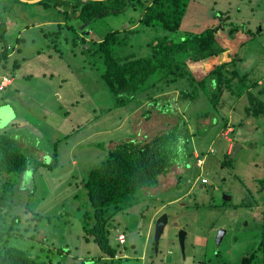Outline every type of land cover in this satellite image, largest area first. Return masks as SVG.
Masks as SVG:
<instances>
[{
  "label": "rangeland",
  "instance_id": "obj_1",
  "mask_svg": "<svg viewBox=\"0 0 264 264\" xmlns=\"http://www.w3.org/2000/svg\"><path fill=\"white\" fill-rule=\"evenodd\" d=\"M56 2L59 0H47L45 9L7 0L2 12L5 41L13 46L8 66L17 59L19 67L13 74L0 69V77L13 76V82L0 92L8 104L0 107V131L13 138L14 146L27 159L24 172L8 176L19 177L17 192H24L21 197L16 194L19 207L15 205L14 211L21 217L7 244L50 264H107L111 260L98 246L81 237L82 212L91 211L82 181L113 143L131 137L142 140L171 128L180 117L181 104L171 103L165 112L153 111L149 119L140 108H149V102L133 111L132 102L113 108V99L86 48L110 30L122 35L134 28L136 32L127 34L129 44L120 54L142 56L168 32L140 25L139 3L88 23L59 12L63 6ZM221 15L238 30L229 36L224 29L220 44L239 58L238 69L249 80L264 83V0H189L180 27L172 35L199 32L219 23ZM49 20L60 22V28L48 25ZM224 57L228 59L226 54ZM8 82L3 79L4 84ZM224 96L221 113L229 119L225 131L221 124L211 123L214 109L208 116L195 117L210 109L203 92L184 103L191 145L201 158L196 162L189 159L185 167L179 162L171 166L159 177L157 187L145 191H158L153 201L116 213L110 243L118 253L112 264H164L168 254L171 264H244L242 258L256 250L264 208V118L246 116V96L231 99L228 92ZM235 143L240 144L238 151L223 166L225 152ZM33 184L30 209L24 214L20 211L25 192ZM4 202L9 200L0 199V222L6 228L10 217ZM32 212L41 217L33 218ZM162 213L167 214L168 222L156 255L154 226ZM179 229L187 233L183 253L176 236ZM220 229L224 234L217 244ZM120 232L126 237L124 244L116 240ZM59 247L63 252L57 251Z\"/></svg>",
  "mask_w": 264,
  "mask_h": 264
},
{
  "label": "trees",
  "instance_id": "obj_2",
  "mask_svg": "<svg viewBox=\"0 0 264 264\" xmlns=\"http://www.w3.org/2000/svg\"><path fill=\"white\" fill-rule=\"evenodd\" d=\"M12 1L31 6L43 5V8L48 6L47 0H38L30 4L22 0ZM59 2L56 4L63 6V9H57L59 12L75 15L81 21L88 23L107 12H118L139 3L142 13L137 20L138 23L168 32L150 45V53L142 56L120 54V50L129 44L127 34L136 32L134 28L125 30L122 35L118 30H110L101 39L92 41L86 48L91 55L93 68L113 99V108L127 107L132 102L133 105L130 106L133 111L143 103L149 102V108L140 107L149 119L153 111L163 112L171 103L181 104L180 117L171 128L142 140L131 137L113 143L105 156L87 171L82 181L81 186L91 211L82 212L81 237L86 242L92 240L111 260L107 264H112L118 253L117 248L110 243V230L114 227L116 213L129 210L142 201H153L152 196L158 191L154 193H145V191L157 187L160 182L159 177L166 174L171 166L179 162L185 167L189 159L192 158L196 162L201 158L191 145L192 135L188 132V121L182 109L184 103L189 99H195L200 92H203L210 109L202 114H196L195 117L198 119L208 116L214 109L211 123L221 124L222 130L225 131L229 127L228 117L221 113L225 92H228L231 99L246 96L248 103L244 108L246 116L264 118V83L261 80H249L247 73L238 69L239 58L227 52V49L220 44L219 39L224 29H227L229 36L238 30L237 25L228 21L226 15H221L220 22L216 25L206 27L199 32L178 34L176 38L173 37L172 34L180 27L189 0H144L143 2L141 0H59ZM7 5V0H0V41H2L0 69H7L13 74L19 63L17 59H13L8 66L13 46L8 45L4 37L5 21L2 12ZM52 24H56L58 28L61 26L60 22ZM40 28L44 30L42 25ZM55 30L59 31V29ZM225 54L228 59L221 60L220 57L224 58ZM9 77L13 79V76ZM10 84L0 88V92ZM175 90L176 94L168 93ZM0 101L8 105L7 99L3 96L0 97ZM258 124L262 125L260 122ZM232 131L233 129L229 132ZM228 155L229 153L225 152L223 166L229 164V160L226 159ZM196 166L200 168L201 165L196 163ZM26 167L27 159L14 146L13 138L0 131V199L9 200L8 203H4L8 206L6 216L10 217V225L6 228L0 222V264H50L39 255L31 256L26 249L7 244L9 236L15 234L13 230L21 217V213L14 211V206H18L16 197H21L24 192L20 189L17 192V188L21 187L19 177L12 179L8 176L11 173H22ZM204 182L205 180L201 179V183ZM262 185L264 186V180ZM32 186L30 191L25 192L24 206L20 211L24 214L29 211V200L35 192L34 184ZM40 217L37 213H33V218ZM1 218L0 215V220ZM258 226L260 234L257 248L242 258L244 264H264V208ZM61 249L59 247L57 251L63 252ZM47 251H50L49 247Z\"/></svg>",
  "mask_w": 264,
  "mask_h": 264
},
{
  "label": "water",
  "instance_id": "obj_3",
  "mask_svg": "<svg viewBox=\"0 0 264 264\" xmlns=\"http://www.w3.org/2000/svg\"><path fill=\"white\" fill-rule=\"evenodd\" d=\"M24 1V0H23ZM29 2H35L38 0H28ZM240 147V144L235 143L232 147V150L230 151L229 155H228V159L231 158L237 151L238 148ZM230 197H228L229 199ZM168 221V216L166 213H162L155 222V226H154V243H155V249L157 248V244L159 243L160 237L163 233L164 227L167 224ZM224 234V230L220 229L218 235H217V244L220 243V240L222 238ZM185 235H186V231L184 229H179L178 234H177V239H178V245L179 248L181 250V252H184V240H185ZM165 262H171V255H166L165 257Z\"/></svg>",
  "mask_w": 264,
  "mask_h": 264
},
{
  "label": "clouds",
  "instance_id": "obj_4",
  "mask_svg": "<svg viewBox=\"0 0 264 264\" xmlns=\"http://www.w3.org/2000/svg\"><path fill=\"white\" fill-rule=\"evenodd\" d=\"M3 79H4V80H7V81L9 80V82L6 83V84H4V83H3ZM10 81H11V80H10V77H9L8 75H6V74L2 75V76L0 77V88H2V87H4V86H6L7 84H9ZM2 83L4 84L3 86H1ZM229 153H230V152H229ZM197 160H199V159H197ZM197 160H196V161H197ZM197 164H200V163H197ZM202 180H203V179H202ZM167 222H168V221H167ZM166 225H167V224H166ZM166 225H165V226H166ZM177 227H178V226H177ZM164 228H165V227H164ZM120 234L124 235L122 232L118 233L117 236H116V240L118 241L119 244H124V243H125V240H126V237H125V235H124V241H123V242H120V241L118 240V235H120ZM186 235H187V233H186ZM186 235H185V237H186ZM159 241H160V240H159ZM158 245H159V243H158L157 246H156V247H157V248H156V251H158ZM169 255H170V254H169ZM171 260H172V256H171ZM164 264H171V262H165Z\"/></svg>",
  "mask_w": 264,
  "mask_h": 264
},
{
  "label": "crops",
  "instance_id": "obj_5",
  "mask_svg": "<svg viewBox=\"0 0 264 264\" xmlns=\"http://www.w3.org/2000/svg\"><path fill=\"white\" fill-rule=\"evenodd\" d=\"M47 23H48V25H49V24H52V23H54V22L49 20ZM225 52H226V51H225ZM11 54H12V51L10 52V55H11ZM220 58H221V60H224V59H225V57H224V58H223V57H220ZM220 58H219V59H220ZM214 60H215V59H214ZM209 61H210V59H209ZM207 63H208V62H207ZM3 75H4V74H3ZM10 80H12V79L10 78ZM1 101H2V100H1ZM1 101H0V104H1V105H4V103L1 102ZM141 112H143V111H141Z\"/></svg>",
  "mask_w": 264,
  "mask_h": 264
},
{
  "label": "built area",
  "instance_id": "obj_6",
  "mask_svg": "<svg viewBox=\"0 0 264 264\" xmlns=\"http://www.w3.org/2000/svg\"><path fill=\"white\" fill-rule=\"evenodd\" d=\"M199 161V160H198ZM204 181V180H203ZM118 240L120 241V242H123L124 241V235H122V234H120V235H118Z\"/></svg>",
  "mask_w": 264,
  "mask_h": 264
},
{
  "label": "flooded vegetation",
  "instance_id": "obj_7",
  "mask_svg": "<svg viewBox=\"0 0 264 264\" xmlns=\"http://www.w3.org/2000/svg\"><path fill=\"white\" fill-rule=\"evenodd\" d=\"M176 236H177V235H176ZM156 255H158V254H157V251H156Z\"/></svg>",
  "mask_w": 264,
  "mask_h": 264
}]
</instances>
